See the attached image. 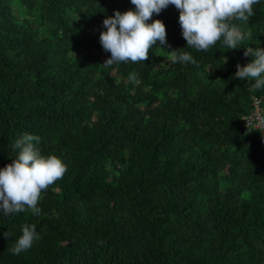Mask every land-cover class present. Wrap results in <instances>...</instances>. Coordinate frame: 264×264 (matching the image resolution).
<instances>
[{
    "label": "trees",
    "instance_id": "1",
    "mask_svg": "<svg viewBox=\"0 0 264 264\" xmlns=\"http://www.w3.org/2000/svg\"><path fill=\"white\" fill-rule=\"evenodd\" d=\"M134 8L0 0V169L24 133L68 164L39 216L0 212V264H264V135L241 118L264 92L235 77L246 48H264V0L235 21L248 45L187 48L171 5L152 18L167 45L105 67L103 21ZM180 49L197 63H173ZM25 224L41 239L13 255Z\"/></svg>",
    "mask_w": 264,
    "mask_h": 264
},
{
    "label": "clouds",
    "instance_id": "2",
    "mask_svg": "<svg viewBox=\"0 0 264 264\" xmlns=\"http://www.w3.org/2000/svg\"><path fill=\"white\" fill-rule=\"evenodd\" d=\"M259 3L260 0H131L134 10H116L114 16L103 21L107 30L100 33L99 40L104 51L111 53L103 65L146 62L150 59V49L167 45L165 23L152 18L171 5L179 10V23L187 48L208 51L219 41L229 50L238 49L241 45H248L245 44L248 36L235 21L247 23L255 14L254 5ZM170 52L174 56L173 63H197L183 49ZM244 56L253 59L246 66L237 65L236 79L254 81L253 89L264 92V48L247 47ZM130 79L135 81L136 75L131 74ZM244 120L248 122V128L253 124L264 128V109H258ZM39 142V136L24 133L14 144L18 155L12 163L0 169V212L6 217L26 211L39 216L42 209L38 202L42 192L68 171V164L61 157L42 154L37 147ZM4 236L10 237L8 232ZM40 239L36 225L25 224L22 235L9 251L18 256L30 250Z\"/></svg>",
    "mask_w": 264,
    "mask_h": 264
},
{
    "label": "built area",
    "instance_id": "3",
    "mask_svg": "<svg viewBox=\"0 0 264 264\" xmlns=\"http://www.w3.org/2000/svg\"><path fill=\"white\" fill-rule=\"evenodd\" d=\"M258 109H264V107L262 106L261 104V99L257 96H254L252 97V108L251 110L247 113V114H244L241 118H242V121H243V124L246 128V131H250L252 129H258L260 131V133L262 135H264V128H257L255 126V124L251 125L249 128H248V122L246 120H244L245 118H249L252 116V114L254 112H256Z\"/></svg>",
    "mask_w": 264,
    "mask_h": 264
},
{
    "label": "rangeland",
    "instance_id": "4",
    "mask_svg": "<svg viewBox=\"0 0 264 264\" xmlns=\"http://www.w3.org/2000/svg\"><path fill=\"white\" fill-rule=\"evenodd\" d=\"M14 10L18 14V16H20V17L25 15V13H26L24 7H22L18 2L14 3Z\"/></svg>",
    "mask_w": 264,
    "mask_h": 264
}]
</instances>
